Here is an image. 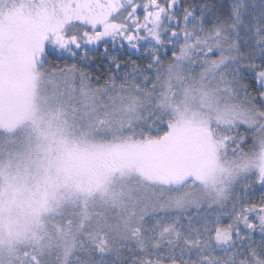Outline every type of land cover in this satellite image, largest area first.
Wrapping results in <instances>:
<instances>
[{
	"label": "snow or ice",
	"instance_id": "1",
	"mask_svg": "<svg viewBox=\"0 0 264 264\" xmlns=\"http://www.w3.org/2000/svg\"><path fill=\"white\" fill-rule=\"evenodd\" d=\"M52 125L110 163L77 178ZM27 153L68 191L0 264H264V0H0V161Z\"/></svg>",
	"mask_w": 264,
	"mask_h": 264
},
{
	"label": "rangeland",
	"instance_id": "2",
	"mask_svg": "<svg viewBox=\"0 0 264 264\" xmlns=\"http://www.w3.org/2000/svg\"><path fill=\"white\" fill-rule=\"evenodd\" d=\"M45 132L56 141L51 145L50 159L60 158L77 178H87L110 163L111 141L99 138L79 144L73 133L61 132L55 125L45 127ZM77 147L79 151H77ZM87 150L90 155L84 156ZM0 241L23 235L34 229L36 210L40 209V221L50 229L59 224L55 212L45 211L66 199L64 188L54 175H47L35 153L22 154L11 163L0 161Z\"/></svg>",
	"mask_w": 264,
	"mask_h": 264
}]
</instances>
